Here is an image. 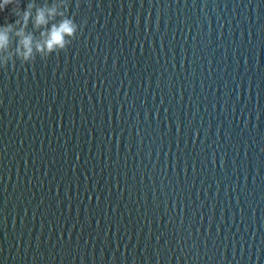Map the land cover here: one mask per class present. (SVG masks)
Segmentation results:
<instances>
[{
  "label": "water",
  "instance_id": "95a60500",
  "mask_svg": "<svg viewBox=\"0 0 264 264\" xmlns=\"http://www.w3.org/2000/svg\"><path fill=\"white\" fill-rule=\"evenodd\" d=\"M66 3L0 67V264H264V0Z\"/></svg>",
  "mask_w": 264,
  "mask_h": 264
},
{
  "label": "clouds",
  "instance_id": "9594fccd",
  "mask_svg": "<svg viewBox=\"0 0 264 264\" xmlns=\"http://www.w3.org/2000/svg\"><path fill=\"white\" fill-rule=\"evenodd\" d=\"M0 0V12L7 8L15 19L0 24V67L18 59L30 62L65 49L76 36L78 25L66 15V0L37 4L27 0ZM59 18V19H57ZM31 24V29L28 28ZM38 33V34H37Z\"/></svg>",
  "mask_w": 264,
  "mask_h": 264
}]
</instances>
